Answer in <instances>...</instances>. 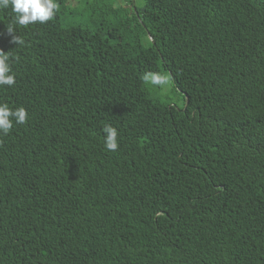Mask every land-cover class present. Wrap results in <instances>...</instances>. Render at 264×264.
<instances>
[{
	"label": "trees",
	"instance_id": "1",
	"mask_svg": "<svg viewBox=\"0 0 264 264\" xmlns=\"http://www.w3.org/2000/svg\"><path fill=\"white\" fill-rule=\"evenodd\" d=\"M70 1L0 8V264H264V0Z\"/></svg>",
	"mask_w": 264,
	"mask_h": 264
},
{
	"label": "clouds",
	"instance_id": "2",
	"mask_svg": "<svg viewBox=\"0 0 264 264\" xmlns=\"http://www.w3.org/2000/svg\"><path fill=\"white\" fill-rule=\"evenodd\" d=\"M11 6L16 19L14 25L27 28L31 24H45L55 19L59 5L55 0H0V8L7 9ZM14 25L7 26V31L12 36L11 43L23 46L24 40L18 37ZM9 55L0 50V86L13 87L16 83L15 76L11 75V68L8 64ZM141 80L144 84L164 89L169 85L170 79L167 75L156 72H147L142 75ZM188 100V99H187ZM13 119L17 124H26L28 113L24 108L11 110L5 103L0 106V134L7 136L13 128ZM106 135L105 146L108 151L118 150V132L111 125L103 128Z\"/></svg>",
	"mask_w": 264,
	"mask_h": 264
},
{
	"label": "rangeland",
	"instance_id": "3",
	"mask_svg": "<svg viewBox=\"0 0 264 264\" xmlns=\"http://www.w3.org/2000/svg\"><path fill=\"white\" fill-rule=\"evenodd\" d=\"M135 1H136L137 5H141L142 4V0H135ZM70 2L72 3V5H75L77 3L76 0H73V1H70ZM122 4L123 3H121L120 1L116 2V6H121ZM165 91H168V89H165ZM171 97H172L171 102L174 103V101H176L175 99L177 98V96L171 95ZM173 99H174V101H173Z\"/></svg>",
	"mask_w": 264,
	"mask_h": 264
},
{
	"label": "water",
	"instance_id": "4",
	"mask_svg": "<svg viewBox=\"0 0 264 264\" xmlns=\"http://www.w3.org/2000/svg\"><path fill=\"white\" fill-rule=\"evenodd\" d=\"M149 38H150V36H149ZM187 106H188V100H187L186 106L184 108V112L187 110Z\"/></svg>",
	"mask_w": 264,
	"mask_h": 264
}]
</instances>
